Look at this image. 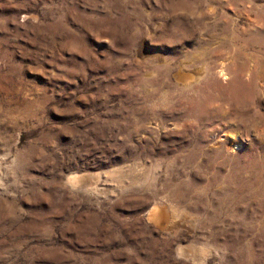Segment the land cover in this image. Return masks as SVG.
<instances>
[{
	"label": "rangeland",
	"instance_id": "374dc122",
	"mask_svg": "<svg viewBox=\"0 0 264 264\" xmlns=\"http://www.w3.org/2000/svg\"><path fill=\"white\" fill-rule=\"evenodd\" d=\"M0 264H264V0H0Z\"/></svg>",
	"mask_w": 264,
	"mask_h": 264
},
{
	"label": "bare ground",
	"instance_id": "6f19581e",
	"mask_svg": "<svg viewBox=\"0 0 264 264\" xmlns=\"http://www.w3.org/2000/svg\"><path fill=\"white\" fill-rule=\"evenodd\" d=\"M253 85H254V84H253ZM253 85H252V86H253ZM251 89H252V88H251ZM251 89H250V90H251ZM257 92H258V91H257ZM254 93H255V92H254ZM157 209H158V208H157ZM158 210H159V209H158ZM158 212H159V211H158ZM156 214H157V213H156Z\"/></svg>",
	"mask_w": 264,
	"mask_h": 264
}]
</instances>
